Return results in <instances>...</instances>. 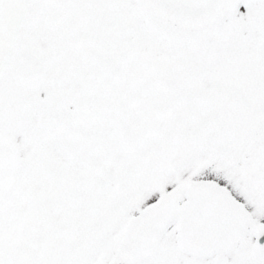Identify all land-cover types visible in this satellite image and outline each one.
Instances as JSON below:
<instances>
[{"label": "snow or ice", "instance_id": "1", "mask_svg": "<svg viewBox=\"0 0 264 264\" xmlns=\"http://www.w3.org/2000/svg\"><path fill=\"white\" fill-rule=\"evenodd\" d=\"M0 264H264V0H0Z\"/></svg>", "mask_w": 264, "mask_h": 264}]
</instances>
